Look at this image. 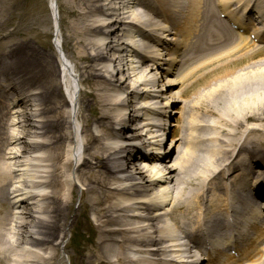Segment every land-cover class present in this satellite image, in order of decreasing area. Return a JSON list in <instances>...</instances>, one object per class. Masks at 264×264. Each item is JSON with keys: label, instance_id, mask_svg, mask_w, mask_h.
<instances>
[{"label": "bare ground", "instance_id": "1", "mask_svg": "<svg viewBox=\"0 0 264 264\" xmlns=\"http://www.w3.org/2000/svg\"><path fill=\"white\" fill-rule=\"evenodd\" d=\"M3 1L0 0V39L8 36L1 34L6 29L7 14V10L1 8ZM148 1L150 4L147 7H152L156 15L176 11L175 20L177 18L176 22L182 26L177 31L179 37L174 35L172 43H164L169 46L167 59H163L167 56L162 54L166 48L157 50L146 43L141 45V39L134 34L144 36L146 32L142 28L149 26L147 23L158 26L147 15L141 16L135 12L138 11L135 10L138 3L141 7V0H62L64 13L72 20L70 23L63 21L65 26L62 27L66 29L62 34L64 56H58L61 61L59 69L56 57L49 59L42 47L48 32L34 37L37 50L31 45V40L18 41L0 57V75L6 78V83L0 82V88L5 94H13L12 114L17 115L13 118L18 121L13 124L14 129L11 130L14 133L10 135L6 126L8 116L0 115V264H62L59 245L67 237H63V234L68 231L72 233L80 216L88 217L91 212L101 236L92 256L85 258L86 264H208L211 260L214 261L211 264H239L236 260L226 261L223 256L225 247L220 243H228L227 235L220 234L217 238L212 234L217 229L211 223L214 220L216 223L217 219L211 213L209 222H204V215L199 218L200 214L197 222L192 219L184 221L206 228L207 233L194 232L191 238L193 246L199 248L198 244L202 243L200 247L214 254L206 257L202 253L204 257L200 260L195 258L193 249L184 246L181 237L174 235L173 227L168 224L177 210L186 207L189 211L188 198H184L187 184L197 178H203L202 182L205 183L208 179L216 178L213 175L220 167L230 163L231 154L221 148H199L197 141L203 139H196L201 136L198 131L207 125L198 123L199 128L194 127L193 131L192 124L186 123L181 129L183 132L186 129L192 131L190 138L184 135L178 139L181 144L186 142V146L182 144L184 152L177 161H169L171 165H165L167 162L161 163L160 160L163 154L169 153L167 158L174 155L178 144L177 139H170L172 130L168 133L165 126L170 119L168 114L179 115L180 118L186 115V108L181 112L174 108L182 102V94L176 89L183 78L189 77V73L179 72L177 66L182 60L183 50L196 43L197 39L199 42L206 40L207 32L217 45V51L197 52V63L202 65L201 68L210 65L212 60L219 63L222 75L217 74L212 82L206 84V88L210 89L205 95L216 98L215 112L220 117L218 128H224V133L231 132L227 137L230 145L238 146L241 142H238L239 133L244 138L241 147L256 142L248 136H259L264 132V48L256 42L254 44L248 35L222 46L213 41L212 24L210 20L206 24L202 19L205 12L208 14L209 0H158L154 1L153 6V1ZM213 1L218 2L228 19H236V12L238 15L243 8L247 9L249 0ZM202 21L204 31L201 29ZM54 27L58 48L61 43L58 19ZM157 30L160 31L158 35L168 33L160 25ZM17 32H9V35ZM252 34L257 40L264 41V32L260 28H256ZM26 45L32 53L24 55L23 47ZM112 52L113 59L109 57ZM137 55L142 56V67L138 64L141 61ZM243 59L249 61L245 66H234ZM72 60L77 61L78 71L74 69ZM161 60L162 63L159 62ZM148 61L153 63L147 65ZM225 63L234 66V69L231 70ZM103 64L99 73L98 68ZM77 73L80 74V83L89 85L80 110ZM164 73L176 78L164 77ZM116 76L118 79L115 80ZM112 80L120 84L116 89L112 88L113 95L109 96L110 86H105L111 85ZM63 87L68 92L69 103L62 96ZM8 101L0 100V104H7L10 108ZM29 108H32L30 112L36 120L28 113ZM85 108L88 115L84 112ZM172 108L174 112H170ZM152 113L157 116L153 119L159 122H150L148 116ZM235 113L237 115L233 116ZM116 114L118 119L112 122ZM92 116H96L98 129L95 127L94 133L97 135L89 133L88 122ZM171 120L178 121L174 116ZM79 121L87 123L81 136L78 134L82 127ZM248 121L252 123L250 126ZM243 126L244 130L240 131L238 128ZM121 130L124 135L115 141ZM110 132H117L118 136L111 138L108 146L103 140ZM44 138L45 141L41 142L40 139ZM163 146L169 151H163ZM143 147L154 152H144L140 160ZM241 159L239 166L247 165L245 169H249V159L244 155ZM258 160L260 164L257 159L254 161L260 166L264 165L263 157L260 156ZM196 163L202 169L198 173L191 172ZM247 170L233 169V174L237 173L239 179L245 181ZM144 172L149 175L146 176ZM112 185L119 187L113 188L119 197L126 194L132 199L123 197L118 203L109 205L108 202L115 195ZM79 186L85 187L84 191ZM9 188L14 189L13 198ZM215 191L220 192L221 189ZM79 192L81 203L75 211V196ZM204 195L201 197L203 200ZM133 196L139 198L134 200ZM200 204L205 203L201 201ZM171 206L174 208L170 217L168 212ZM248 208V205H243L240 210L237 203L234 205L235 211L248 212ZM125 211L132 215L124 214ZM244 221L243 215L237 219L244 233L242 235L246 237ZM112 226L116 228L108 229ZM178 228L176 232H180ZM226 231L233 236L232 230L228 228ZM239 231L236 228L234 233L239 235ZM157 233L161 234V239L155 237ZM260 233L263 237L264 232ZM100 234H96V237ZM107 235L112 242L124 245L121 252L109 248L108 240L104 238ZM187 241L191 242L189 239ZM165 242L169 245L163 248L161 245ZM246 245L243 243V248ZM263 250L264 240L262 245L253 241L246 251H237L249 256L243 264H264ZM109 258L114 261H109Z\"/></svg>", "mask_w": 264, "mask_h": 264}, {"label": "rangeland", "instance_id": "2", "mask_svg": "<svg viewBox=\"0 0 264 264\" xmlns=\"http://www.w3.org/2000/svg\"><path fill=\"white\" fill-rule=\"evenodd\" d=\"M61 1L62 0H55L54 2H55V6H57L58 8L57 18L59 21V26L61 27L60 36H59V38H61V41H60L61 43H60L59 49H60V52L64 55L63 53L64 49H62L64 38L62 34L64 33L66 29L62 27V26H65L63 21L65 20L66 23H70L72 19H70L68 16L65 15L64 9L61 6ZM52 2L53 1L51 0H4L2 2L1 8L2 10L3 9L7 10V14H6V20H5L6 30L2 31L1 34L3 36H6L8 34V36L0 39V55L2 53L8 52V50H10L11 45L13 43H17L18 41L31 40V45L33 46L34 49L37 50V46L35 44L36 39H34V37L39 34H42L43 32H48L49 35L46 37L47 39L44 38L45 40L43 41L45 42L42 43V47L44 51L47 52V56L49 59H51V57H56V58L58 57L60 53H59L58 48L55 46V43H57V37H56V33L54 32V27H53L54 9L52 6ZM89 23L92 24V22H89ZM15 30H18L17 34L9 35V32H13ZM31 51L32 50H30V48H28L27 45L23 47L24 55L32 53ZM66 53L68 56L70 55L68 52ZM112 56H113V52L111 54V57ZM56 60L58 61V69H59L60 60L58 59ZM72 61H73L74 67L76 66L77 68V65H78L77 61H74V60ZM247 62L249 61H245L243 59L241 60V63H239L238 65H234V66L238 67L240 65V67H243L245 66ZM181 65L183 67L182 68L183 71H188L189 77L183 78L181 83L178 85L176 89V92H180L182 94V99H181L182 102L176 104L174 108L179 109L178 111H181V109L186 108V115L183 117L182 120H180L179 122L180 124L178 125V128L176 127L173 128L176 131L173 138L174 140L177 139V141L178 139H180V137L183 138L184 135L190 138V134L192 133V131H187L189 129H186V132H183V130L181 129L182 128L181 126H183L186 123L192 124L193 131H194V127L199 126L198 123L206 124L207 128L209 127L211 128V130H208V129L205 131L200 130L198 131V134H200L201 137L204 136V138L205 137L206 138L215 137L216 136L215 131H216L217 126H219L218 122L220 120L218 113L215 112L216 106L214 105V101L216 98L215 97L213 98L212 96L209 98V96L206 97L205 95L208 94V91L210 89V88H206L207 86L206 84H208L209 82H212V80L217 74L222 75L221 70L219 69L220 67L218 68L217 62H212V64L207 65L205 67H202V68L198 67L197 68L198 71L196 72L195 71L196 66L192 65V63L191 64L182 63ZM226 65L231 70L234 69V66L230 64H226ZM103 66L104 64L100 66V68H102ZM98 72L100 73L99 69H98ZM4 78H5L4 76H1L0 82H3ZM114 79L115 80L118 79V76H116V78ZM112 84L113 85L107 84L105 86L106 88L110 86L109 88L110 93L107 92L109 96L113 95V93L111 92L112 88L114 86L117 87L120 84V82L114 81ZM79 87H80V91H82V94H80V97L78 99V102L80 103V106H79V109H80L82 102L86 100V97H84V92L85 90H89V85L86 83L84 84L81 83V85L79 84ZM218 102L220 103L221 99L218 100ZM119 110L120 108H118L117 110L118 113H119ZM84 112H86L87 115L89 114L87 108L84 109ZM236 115L237 113H235L233 116H236ZM95 117L96 116H92L90 122H88L89 123V133H93L94 135H97V133H94V128L96 127L95 125L97 124L96 122L97 120L95 121ZM116 119H118L117 114L116 116L113 117L112 122H115ZM86 124L83 123L82 125L84 126ZM82 128H81V132H82ZM222 130H224V128ZM110 134L114 135V133L112 132H110ZM261 136H262V139L264 140V132L262 133ZM110 137L111 136H108L106 140ZM106 140H103V143H105ZM204 143L209 144V146L211 147L214 145L216 146L217 144V142L215 143L214 141L210 142V140L209 141L207 140V141H204L201 146H203ZM182 144L183 145L185 144L186 146V142ZM182 144L178 141L177 148H175L174 150L176 151V153L170 156L168 161L170 160H172V162L174 160L177 161L179 155H181V153L184 152ZM262 146L264 147V143ZM199 151L201 154L202 151L201 150ZM88 159H90L89 155H88ZM62 163H64V160ZM166 165H171V164L166 163ZM198 165L199 164L196 163V165L192 167L193 171L191 172L198 173L202 169ZM186 170H188V167L186 168ZM143 174H145L146 176L149 175L147 174V172H144ZM202 181H203V178H197L196 180L189 182V184H187L188 186L186 187L184 186L185 187L184 198H188L187 199L188 204L191 201H193L195 198L199 197L200 195L199 191L203 185ZM68 188L70 187L68 186ZM79 188H81L80 189L81 191H84L85 189V187L83 186L82 187L79 186ZM113 188H119V187H117L116 185H112V191L115 193L116 191ZM80 196H81L80 192H79V195L76 194L75 196L77 198L73 206L75 211L79 209V206L81 203ZM123 197H128V200H129L132 196H126L125 194V195H122V198ZM122 198L119 197L117 193H115L114 198H112L111 201L108 202V204L111 205V203L118 202V200H122ZM134 198H135L134 200H137V198L139 197H134ZM169 208H170L169 212H171L173 207L171 206ZM183 212H184V209L181 211H177L176 215H181ZM123 213L132 215L131 212H127V211ZM98 232L99 230H98L97 223L95 221V216L93 212H91L88 217L84 215L80 216L79 222H77L72 229V233L68 231L66 234H63V237H65L66 235L67 237L63 239L62 241L63 244L61 246L59 245L61 263L62 264H81V263L86 264L84 262L85 258L89 257V255L92 254V250H94V248L97 247L98 241H96V234H99ZM92 237L94 240L92 239ZM104 238L107 239L108 236H104ZM61 239L59 240V242L61 241ZM108 245L112 246L114 245V243L108 242ZM119 246L120 245L118 244L114 248V250H116L117 252L120 251Z\"/></svg>", "mask_w": 264, "mask_h": 264}]
</instances>
